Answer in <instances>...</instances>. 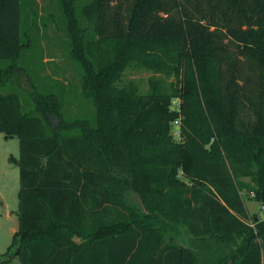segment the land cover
Returning <instances> with one entry per match:
<instances>
[{
	"label": "trees",
	"instance_id": "obj_1",
	"mask_svg": "<svg viewBox=\"0 0 264 264\" xmlns=\"http://www.w3.org/2000/svg\"><path fill=\"white\" fill-rule=\"evenodd\" d=\"M32 3L0 0V133L19 142L9 249L20 264H264V217L249 224L241 197L264 206V0H93L81 14L60 0L63 23L47 18L80 66L77 100L92 121L68 116L66 81L37 73L40 54L20 33ZM101 43L108 60L94 56ZM132 63L175 83L115 89ZM162 219L190 246L166 242Z\"/></svg>",
	"mask_w": 264,
	"mask_h": 264
},
{
	"label": "rangeland",
	"instance_id": "obj_2",
	"mask_svg": "<svg viewBox=\"0 0 264 264\" xmlns=\"http://www.w3.org/2000/svg\"><path fill=\"white\" fill-rule=\"evenodd\" d=\"M92 1L93 0H76L75 9L77 13L81 14V12L84 11L83 7ZM59 2L60 0H33L31 9L29 8L26 9L25 12H22L20 33L24 34L23 40L26 41L30 39L35 43L34 50L38 52V55L40 54V58L39 61L34 58H31V60L36 64V67H38L39 72L37 73L40 77L45 78L46 83L50 82L56 88H58V84H65V81L71 86L70 97L73 98V103L67 107L68 116H83L92 121L95 115V110L91 103L88 100H77L81 94L80 89H78L80 66L69 54L67 40L63 31H60L56 27V21L52 22V19L47 18V14L49 13L54 14V16L57 17L60 15V22L63 23ZM34 13L37 16H34L37 18L35 25L30 22ZM25 14L29 17L25 18ZM58 22L59 18L57 20V23ZM112 48L113 47L110 46V44L107 45V43H101V45L98 44L92 49L94 56H99V59L102 60H108L110 53L112 54V52H110ZM121 78V82L114 83L113 87L115 89L125 87L128 88L129 91L136 90L141 95H146L151 92V81L153 80H159L163 87L175 83L173 78L167 79L161 75H156L147 71L137 63H132V66L127 67ZM180 87L181 86H179V88ZM178 100L180 99L176 98V101L180 102ZM173 131L174 128H171L169 136H171L173 142L179 143L180 138L177 136V133L173 135ZM18 157V138L16 136L6 138L0 133V264H8L7 262H4L3 259L11 245L15 229H17V217L11 215V220H7L6 213H11L13 211L18 214ZM179 178L182 179V177ZM244 182L251 183L249 180H244ZM250 193L251 191L249 192L244 189L241 192V197L249 215L248 223L254 225L252 217H254V219H262L264 217V206L254 197V195L251 196ZM133 197L135 203L145 212L146 210L139 194L133 192ZM13 219H16V221L14 220L16 223L13 222ZM163 221L164 219L157 221L158 225L162 227L161 223ZM162 234L166 242H179L184 246H190V240L187 238L185 229L182 226L170 228L167 225H163ZM191 246L193 245L191 244ZM15 248L16 245L13 246L12 250ZM10 264H16L15 260Z\"/></svg>",
	"mask_w": 264,
	"mask_h": 264
},
{
	"label": "crops",
	"instance_id": "obj_3",
	"mask_svg": "<svg viewBox=\"0 0 264 264\" xmlns=\"http://www.w3.org/2000/svg\"><path fill=\"white\" fill-rule=\"evenodd\" d=\"M11 215H13V216H16L17 217V221H18V223L16 224V226H17V229H15V232H17L18 231V227H19V219H18V214H17V212H7L6 213V218H7V220H11L10 219V217H11ZM16 221V219H13V222H15ZM16 223V222H15ZM13 248H11V250L10 249H8V251L5 253V258L3 259V261L4 262H7L8 264H10L13 260H15V262H16V264H20V260H19V257L17 256V255H15L14 254V250H12ZM8 254V255H7ZM7 255V256H6ZM16 260H18V261H16Z\"/></svg>",
	"mask_w": 264,
	"mask_h": 264
},
{
	"label": "built area",
	"instance_id": "obj_4",
	"mask_svg": "<svg viewBox=\"0 0 264 264\" xmlns=\"http://www.w3.org/2000/svg\"><path fill=\"white\" fill-rule=\"evenodd\" d=\"M173 108L176 109L178 111V102L176 100L173 101ZM174 125V131H173V135L177 133V136L179 137L180 136V132H179V120L175 121L173 123ZM251 196H253V192L250 193ZM263 208V206H262Z\"/></svg>",
	"mask_w": 264,
	"mask_h": 264
}]
</instances>
